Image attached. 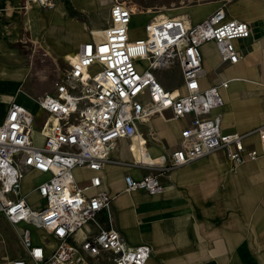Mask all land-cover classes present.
Returning <instances> with one entry per match:
<instances>
[{"label": "built area", "instance_id": "2783aa9c", "mask_svg": "<svg viewBox=\"0 0 264 264\" xmlns=\"http://www.w3.org/2000/svg\"><path fill=\"white\" fill-rule=\"evenodd\" d=\"M56 0H20L51 8ZM135 11L119 0L109 8V21L100 36L77 49L74 60L52 93L37 97L35 104L44 118L35 131V114L12 100L0 122V216L19 231L23 256L6 264H146L149 245L130 246L112 225V196L100 190L94 174L84 181L76 169L98 173L111 161L119 140L141 136L139 127L154 116L168 113L187 124L179 134L177 148L167 159L147 164L133 161L150 171L140 179L123 178L125 190L160 194V177L183 165L221 151L232 167L264 157V126L255 131L257 144L246 143L248 134L226 133L217 110L223 105L222 90L229 81L203 87L201 47L213 43L220 61L234 65L240 52L234 41L250 37L249 25L229 18L225 8L195 24L182 18H151L144 37L131 39L129 25ZM146 63L141 68L139 61ZM177 68L180 92L166 88L153 72ZM152 132H149L151 136ZM45 178L34 191L33 203L22 194L27 173ZM104 215L105 222L99 220ZM91 225L93 230L86 229ZM41 230L54 242L34 244L32 232ZM81 232L82 238L76 239Z\"/></svg>", "mask_w": 264, "mask_h": 264}, {"label": "crops", "instance_id": "0c3cea01", "mask_svg": "<svg viewBox=\"0 0 264 264\" xmlns=\"http://www.w3.org/2000/svg\"><path fill=\"white\" fill-rule=\"evenodd\" d=\"M83 1L86 0L78 4L76 0H58L54 9L46 11L35 4H28L25 10H21L20 0H0V122L10 101L23 105L17 99L24 101L30 95L22 89L28 72L19 49L23 35L28 32L37 39L40 48L47 51L46 54H52V50L45 39L51 41L63 54L64 60L73 62L77 49L89 41L91 35L86 37L82 23L69 18L68 13L99 6V0L91 2V5H85ZM211 10L186 21L195 24L209 15ZM28 11L37 16L30 17ZM225 11L229 18L246 22L251 35L234 41L241 55L234 65L222 64L214 44H204L201 50L203 59L204 53L206 55L207 69L214 72L219 64L225 68L216 74L217 78L212 82L203 77L202 83L206 88L220 80L229 81L228 88L222 90L223 105L217 110L222 117V130L248 134L245 142L256 145V133L249 130L264 126V123L258 125L259 103L253 95L243 99L242 91L245 88L255 91L258 86H264V3L241 0L225 8ZM249 11L253 14L249 15ZM51 28L59 32L47 34ZM67 33L74 35V53H65L71 43L63 40L64 35L68 38ZM210 50L213 54L207 61ZM18 85L20 88H17ZM156 118L171 125L175 131L172 141L162 130H154L157 124L161 129L164 125L163 122H155ZM147 124V133L143 132L144 124H141V136L133 141L119 140L111 152V161L105 163L98 173L86 169L74 171L75 178L80 181L94 174L101 178L100 190L113 198L112 225L127 244L149 245L152 248V255L146 264H264V157L232 167L224 153L218 151L163 174L160 177V194L129 192L125 190L124 176L140 179L150 171L149 168L130 166L129 163L141 161L154 164L162 157L167 159L170 152L177 148L180 131L187 121L174 120L166 113L161 117H152ZM150 131L153 136L149 135ZM120 147L125 149L122 153L117 152ZM27 175L30 181L24 185L22 182L25 197L27 191H34V187L45 178L32 172ZM31 192L28 199L32 195L34 199L29 201L26 197V200L33 203L38 197ZM99 220L106 223L104 215H100ZM18 227L21 230L22 225ZM86 229L93 230V227L87 225ZM32 233L34 244H45L47 251L54 247L55 242L45 232L33 229ZM81 238L82 233H77L76 239ZM22 256L23 251L11 259ZM101 264L109 262L103 260Z\"/></svg>", "mask_w": 264, "mask_h": 264}, {"label": "rangeland", "instance_id": "374dc122", "mask_svg": "<svg viewBox=\"0 0 264 264\" xmlns=\"http://www.w3.org/2000/svg\"><path fill=\"white\" fill-rule=\"evenodd\" d=\"M56 0L54 2V6L51 8H42V10H52L55 8L57 4ZM79 4L81 0H76ZM113 0H99V6L96 8H88L83 11H71L68 13V17L82 23V31L86 37H89L91 33L101 35V31L108 23V7L112 3ZM120 2L125 3L130 6L134 11L135 15L132 16L129 32L131 39H138L144 37V27L149 22L151 18H155L157 16H174L180 17L181 15H177L179 13L185 12L183 19L187 20V18L193 20L196 17H201L208 13L210 9L211 12L214 11L218 7L227 8L230 5L239 3L241 0H119ZM249 3H257L262 2L264 0H246ZM85 5H91V2H96V0H86L83 1ZM30 10V9H29ZM210 12V13H211ZM249 11V15H252ZM28 15L30 17H36L35 13L32 11H28ZM58 29H49L47 30V34L58 33ZM27 35H23L21 38L22 43L19 46L21 50V55L23 56L24 65L28 68V72L24 81V85H22V89L28 92L30 95L29 98L36 99L44 93H52L55 90V84L59 82L66 72L68 68L67 60H64L63 54L59 52L51 41L45 39L46 44L51 48L52 54H46L43 48H40V43H37V39L31 37L28 32ZM73 34L70 33L67 36L64 35L63 40L67 42H71L66 48L65 53L75 52V48L72 42ZM212 50H210L207 61L212 57ZM139 65L141 68H146V63L142 60L139 61ZM203 67V76L206 81L212 82L213 79L217 78V73H220L224 70L225 66L219 64L218 67L215 68L214 72L210 69H207L206 55L204 53V59L202 63ZM154 75L160 80V82L166 88H172L177 93L180 92V89L177 88L180 82V74L177 68H169L164 70H157L153 72ZM17 88H20L18 85ZM255 96L259 103V112L257 115L259 118L258 125L264 123V86H258V89L255 91H250L246 89L242 91V98L245 99L249 96ZM26 98V100H19L25 107H27L30 111H33L35 114V122L34 129L38 130L40 126V122L44 118V114L37 110L36 104L34 100H30ZM225 119V116H223ZM155 122L159 121L160 123H164L163 128H160V125H156L154 130H162L164 135H166L169 141H172L175 136V131H173L171 125L168 122H164L159 118L154 119ZM158 122V123H159ZM176 127V126H175ZM149 129V124L143 125V132L147 133ZM176 130V129H175ZM255 127H251L249 132H253ZM144 137V136H143ZM146 138V137H145ZM152 141V140H151ZM156 144L155 141H152ZM125 150L124 147H120L117 149V152L122 153ZM254 163V162H253ZM30 181V176L27 175L23 180V185ZM33 183L30 182V186ZM30 191L26 192V197L30 194ZM34 199V195L30 199L31 201ZM20 227L9 225L3 217L0 216V264H6L8 260L17 254H22L21 245H20V237H19Z\"/></svg>", "mask_w": 264, "mask_h": 264}, {"label": "bare ground", "instance_id": "6f19581e", "mask_svg": "<svg viewBox=\"0 0 264 264\" xmlns=\"http://www.w3.org/2000/svg\"><path fill=\"white\" fill-rule=\"evenodd\" d=\"M54 6V5H53ZM184 14H185V12H182V14H179V15H181L180 17H182V19H183V17H184ZM159 16H157V17H155V18H158ZM187 24H188V22L185 20V19H183ZM101 33H102V31H101ZM94 34V33H93ZM73 60H74V57H73ZM174 93V92H173ZM175 94V93H174ZM161 117V116H160ZM254 133V132H253ZM151 136H153V132H152V134H151ZM161 161V159L158 161V162H160ZM157 163V162H156ZM43 176V175H42ZM31 193H35V191H32ZM35 195H36V193H35ZM157 195V194H156ZM27 198H28V196H27ZM20 225H22V224H20Z\"/></svg>", "mask_w": 264, "mask_h": 264}]
</instances>
